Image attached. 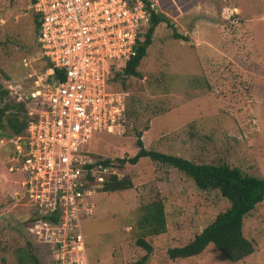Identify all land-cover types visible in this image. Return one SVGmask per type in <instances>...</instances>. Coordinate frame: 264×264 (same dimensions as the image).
<instances>
[{
  "label": "rangeland",
  "instance_id": "1",
  "mask_svg": "<svg viewBox=\"0 0 264 264\" xmlns=\"http://www.w3.org/2000/svg\"><path fill=\"white\" fill-rule=\"evenodd\" d=\"M150 1L190 40L175 39L165 22L156 28L138 69L141 77L127 78L125 87L122 81L109 85L110 91L128 94L124 132L97 135L86 150L131 158L141 132L147 149L196 163H228L264 177V0ZM32 4L0 0V79L10 93L36 91L48 70ZM0 138L6 143L0 144V264H19L15 250L27 241L46 263V251L28 230L32 208L22 186L26 174L15 168L13 138ZM117 169L134 186L114 193L97 189L95 216L83 221L88 264H134L145 256L137 244L143 233L138 220L142 206L158 199L164 202L167 232L146 237L154 247L147 264H231L213 244L190 258L168 255L229 207L219 191L200 190L182 172L150 158ZM244 232L255 252L238 264H264V202L245 220Z\"/></svg>",
  "mask_w": 264,
  "mask_h": 264
},
{
  "label": "built area",
  "instance_id": "2",
  "mask_svg": "<svg viewBox=\"0 0 264 264\" xmlns=\"http://www.w3.org/2000/svg\"><path fill=\"white\" fill-rule=\"evenodd\" d=\"M32 9L49 68L36 91L11 93L38 117L11 141L36 212L28 230L46 251L45 264H88L83 221L95 216L97 189L121 177L86 146L97 135L124 132L128 94L109 85L114 71L138 56L150 13L143 0H33Z\"/></svg>",
  "mask_w": 264,
  "mask_h": 264
},
{
  "label": "trees",
  "instance_id": "3",
  "mask_svg": "<svg viewBox=\"0 0 264 264\" xmlns=\"http://www.w3.org/2000/svg\"><path fill=\"white\" fill-rule=\"evenodd\" d=\"M150 13V22L147 28L146 40L140 47L138 56L130 60L120 71H114L111 83L124 81L127 78L141 77L138 70L143 59L147 56L148 48L153 43L156 28L161 23H167L173 28V37L189 41V36L178 33L175 25L164 14L159 13L150 0H143ZM49 68V65H47ZM58 72V71H56ZM7 78V77H5ZM0 79V136L22 137L32 120L30 118V106L18 102ZM129 111L126 108V120ZM126 125V121H125ZM2 140V138H0ZM138 152L134 157L105 158L107 166L123 168L126 164L136 165L142 158H150L153 162L172 167L190 178L195 185L203 191H219L227 199L229 207L220 212L215 220L196 234L192 241L185 245H179L168 250L169 258H190L202 254L206 248L213 244L231 264L247 258L255 252L253 241L245 236V220L264 202V177H258L245 173L239 167H232L228 163L209 164L196 163L178 155L167 154L153 149H147L142 140V133L137 132ZM101 157V156H100ZM133 180L130 177L123 179L113 175L103 185L102 191L107 193L121 192L132 189ZM36 212L30 210L28 215V228L35 222ZM138 227L142 230V236L138 239V246L146 250V255L134 264H147L150 254L153 253V245L146 240L148 236H160L167 232V217L164 202L160 199L147 203L141 208ZM38 247L31 241L15 250L19 264H45L41 256L37 254Z\"/></svg>",
  "mask_w": 264,
  "mask_h": 264
},
{
  "label": "bare ground",
  "instance_id": "4",
  "mask_svg": "<svg viewBox=\"0 0 264 264\" xmlns=\"http://www.w3.org/2000/svg\"><path fill=\"white\" fill-rule=\"evenodd\" d=\"M5 22V21H4Z\"/></svg>",
  "mask_w": 264,
  "mask_h": 264
}]
</instances>
